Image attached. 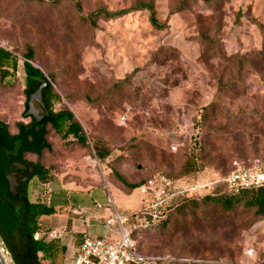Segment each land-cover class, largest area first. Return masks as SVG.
<instances>
[{"label":"rangeland","instance_id":"1","mask_svg":"<svg viewBox=\"0 0 264 264\" xmlns=\"http://www.w3.org/2000/svg\"><path fill=\"white\" fill-rule=\"evenodd\" d=\"M145 3L166 28L155 30L147 11L98 20L95 27L80 20L98 9L119 13ZM256 23L264 25V0H0V47L18 59L14 79L0 82V120L13 135L19 124H29L23 115V56L32 48V64L54 81L60 97L53 110H70L88 137L85 149L48 127L51 149L27 159L49 169L53 181L85 190L114 185L139 198L138 189L131 192L115 174L133 185L160 173L177 177L196 139L198 168L187 178L264 163V31ZM94 143L110 155L98 160ZM192 185L186 180L177 186ZM51 189L52 183L48 194L43 190L46 204ZM111 210L103 212L111 217ZM66 222L60 214L49 231L67 233ZM38 224L42 228L40 219ZM132 227L133 222L124 225ZM106 230L109 235L99 238L119 241L117 222ZM132 239L142 254L264 264V218L242 207L224 213L202 206ZM55 243L66 251L54 264H71L70 238ZM0 250L14 264L1 234Z\"/></svg>","mask_w":264,"mask_h":264},{"label":"trees","instance_id":"2","mask_svg":"<svg viewBox=\"0 0 264 264\" xmlns=\"http://www.w3.org/2000/svg\"><path fill=\"white\" fill-rule=\"evenodd\" d=\"M24 1L38 2L39 0ZM76 6L78 12L81 13L80 5L77 4ZM134 11H147L149 13V22L155 30L160 31L166 28V23L160 21L154 6L150 3L140 4L119 13H110L104 9H98L88 16L82 15L80 20L84 26L95 27L98 20L111 21ZM256 24L261 31H264L263 24ZM34 55V50L28 48V51L23 56L25 60L23 72L26 82L24 91L26 102L23 115L26 117L30 95L35 93L42 84L47 83L42 94L44 104L49 111V116L40 123L32 120L31 124H19L18 133L15 135L11 134L9 126L0 120V234L6 243L14 264H54L58 254L65 252L66 248L62 244L55 243L56 240L48 239L46 232L38 224L42 216H50L55 213V210L45 202L47 195L43 194L44 189L45 194L49 192L48 187L54 182L51 177V171L44 168L40 163L30 162L29 165L37 171L36 178L26 181L24 189L18 192L17 197H14L9 190L6 176L16 171L15 167H17V164L15 163V157L8 156L6 151L14 149L15 143L18 140H22V148L19 150L20 157L24 156L26 152H31L38 157L41 156L45 149H51V146L47 142L48 127H51L62 139L71 137L81 147L85 149L89 148L88 137L79 122L75 120L74 114L67 109L60 111L53 110L54 101H60V97L54 90V81L48 82V79L41 70L33 66ZM260 56L264 60V52ZM17 71V57L7 49L0 47V82H10V80L14 79ZM39 136L44 137L46 144L40 150H37L36 141ZM193 142L192 150L186 154V162L177 177L168 176L163 173L160 174L174 183L192 180L193 184L197 183L201 187L195 191L183 192L176 195L164 203L159 207V218L150 222L145 227L134 228L131 238L133 234L138 232L147 233L159 228H166L171 218L175 215L187 217L190 210L195 213L202 206H215L224 213H230L235 208L242 207L246 211H254L258 218H264V188L242 190L234 195L229 194L223 180L230 171L225 175L212 173L187 178L189 174L197 172L198 168L200 151L197 139ZM92 149L98 160L106 159L110 155L109 149L98 143H94ZM115 176L131 192L147 183L146 181L133 185L125 177L118 174H115ZM38 232L40 236L35 238V234ZM153 256L171 259V261L162 264H210L200 261L189 262L182 258L177 259L172 255Z\"/></svg>","mask_w":264,"mask_h":264},{"label":"built area","instance_id":"3","mask_svg":"<svg viewBox=\"0 0 264 264\" xmlns=\"http://www.w3.org/2000/svg\"><path fill=\"white\" fill-rule=\"evenodd\" d=\"M175 150V148H173ZM229 194H237L242 190L264 188V163H258L251 167H237L223 180ZM179 183H174L165 176L159 174L138 188L142 197L144 208L129 218L121 217L115 210L113 200L109 201L114 215L107 221V226L118 223L120 226V238L117 242H108L101 238L84 235L81 244L72 256L71 264H162L171 261L168 257L144 255L136 250L135 242L131 238L134 228L145 227L159 218L158 210L164 203L183 192L195 191L201 186L194 183L186 190L178 188ZM102 209L101 205H96ZM128 222H133L131 230L124 228ZM48 239L59 240L65 237V233H57L43 229ZM40 233L35 234L38 238ZM5 257V254L2 251Z\"/></svg>","mask_w":264,"mask_h":264},{"label":"crops","instance_id":"4","mask_svg":"<svg viewBox=\"0 0 264 264\" xmlns=\"http://www.w3.org/2000/svg\"><path fill=\"white\" fill-rule=\"evenodd\" d=\"M62 183L64 182L54 181L50 198L48 197L47 205L53 208L55 213L50 216H42L40 220L42 229L50 230L58 222L59 215L66 214L67 222L66 226H63L67 231L65 237L70 238L75 250L79 247L84 235H90L95 238L109 235L106 226L110 216L105 211L103 212V209L105 207L112 209V206H109L111 199L116 209L120 208L125 212L121 216L123 218H129L137 213L139 211V203H142L140 195L139 201L137 195L126 196L114 185L85 190L74 189ZM54 191L56 193L52 194ZM97 204L103 208L98 210L96 208Z\"/></svg>","mask_w":264,"mask_h":264},{"label":"water","instance_id":"5","mask_svg":"<svg viewBox=\"0 0 264 264\" xmlns=\"http://www.w3.org/2000/svg\"><path fill=\"white\" fill-rule=\"evenodd\" d=\"M34 66V65H33ZM36 67V66H34ZM37 68V67H36ZM50 82L49 80H47ZM47 83L42 84L35 93L31 94L28 100V110L26 116H29L35 120L36 123L42 122L49 116V111L46 108L43 101V90L46 88ZM31 129V128H30ZM46 142L43 136H39L36 141V149L40 150L45 146ZM22 148V140H18L15 143L14 149L6 151L8 156L17 157L19 150ZM24 176V173H9L6 176V180L9 186V190L13 196L16 195L15 187L18 185L19 180ZM0 264H7L4 255L0 251Z\"/></svg>","mask_w":264,"mask_h":264},{"label":"flooded vegetation","instance_id":"6","mask_svg":"<svg viewBox=\"0 0 264 264\" xmlns=\"http://www.w3.org/2000/svg\"><path fill=\"white\" fill-rule=\"evenodd\" d=\"M26 119H29V124L32 123V120H34L33 118L26 116ZM32 129V128H31ZM35 154L31 153V152H26L24 154V156H18L15 157V163L17 164V167H15L16 171H13L11 173H24V176L19 180L18 185L15 187V191H16V195L14 197H17L18 192L22 191L24 189L25 186V182L26 181H30V179H35L36 178V174L37 171L35 170L34 167H32L30 164L29 159H27L28 156H33Z\"/></svg>","mask_w":264,"mask_h":264},{"label":"bare ground","instance_id":"7","mask_svg":"<svg viewBox=\"0 0 264 264\" xmlns=\"http://www.w3.org/2000/svg\"><path fill=\"white\" fill-rule=\"evenodd\" d=\"M1 251V253H2V250H0ZM5 258V257H4Z\"/></svg>","mask_w":264,"mask_h":264}]
</instances>
